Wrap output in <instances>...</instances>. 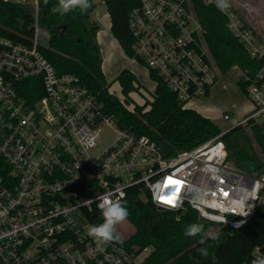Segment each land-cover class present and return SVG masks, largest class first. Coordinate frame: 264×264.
I'll use <instances>...</instances> for the list:
<instances>
[{
	"label": "built area",
	"instance_id": "1",
	"mask_svg": "<svg viewBox=\"0 0 264 264\" xmlns=\"http://www.w3.org/2000/svg\"><path fill=\"white\" fill-rule=\"evenodd\" d=\"M4 1L32 5L34 21L25 41L0 34V264H147L152 245L98 247L88 235L89 225L100 224L106 197L123 200L138 192L158 208L177 215L190 207L227 228L239 229L256 214L264 200V174L236 167L221 139L235 125L264 119V43L241 11L228 3L221 12L260 62L256 71L232 67L252 111L199 146L168 154L147 135L120 127L80 76L56 70L44 53L52 34L39 21V0ZM202 2L217 6L216 0ZM129 28V60L146 66L156 86L152 73L161 78L184 108L188 100L210 95L225 74L206 43L193 0H138ZM31 78L40 81L42 95L29 102L20 90ZM223 117L232 116L225 111ZM104 126L116 136L97 150ZM169 198L173 204L165 202ZM255 254L264 257L260 248Z\"/></svg>",
	"mask_w": 264,
	"mask_h": 264
},
{
	"label": "trees",
	"instance_id": "2",
	"mask_svg": "<svg viewBox=\"0 0 264 264\" xmlns=\"http://www.w3.org/2000/svg\"><path fill=\"white\" fill-rule=\"evenodd\" d=\"M89 2L87 10L76 8L60 15L51 11L58 0H47V3L39 0V21L52 34L50 46L44 49V53L56 70L80 76L104 102L105 111L115 115L120 127L147 135L168 154L190 150L218 135L221 132L220 126L197 110L184 108L178 96L153 73L152 77L158 80V84L152 100L134 105L133 109L127 106L126 100L130 98L131 92H138L141 87L135 73L124 68L117 76L125 100L109 91L105 86L101 49L96 40V23L89 18L92 0ZM193 2L195 12L205 29L206 43L221 71L228 73L234 65L256 71L260 62L249 56L244 45L228 29L227 18L221 10L202 0ZM228 3L240 12L230 0ZM137 5L138 0L107 2L112 22L111 32L127 55L133 54L134 38L129 28V17L131 10ZM33 21L32 5L0 0V34L25 41L24 35L31 33ZM238 84L244 90L241 80H238ZM21 87L20 93L29 102L42 95V85L37 78L24 81ZM247 125L249 129L244 125L233 126L221 139L225 143L229 161L243 171L261 175L264 174V121H250ZM122 202L129 212L127 218L135 226V233L129 238L122 236L121 244L128 248L154 246L155 250L147 264H252L258 258L256 248L264 253L262 229L252 238L251 246L239 253L238 259L230 256L235 233L256 223L260 217L264 219V204L258 207L256 214L243 227L231 234L225 225L200 221L197 211L190 207L178 217L174 211L162 210L150 199H142L138 192L130 193ZM99 222H104L103 216ZM192 224L202 225L204 233L210 235L201 233L186 236L185 231ZM218 225L220 228L211 231L212 227ZM215 234H219V238L213 240L211 236ZM202 237L204 243L200 242ZM200 248L208 249L207 258L199 253Z\"/></svg>",
	"mask_w": 264,
	"mask_h": 264
},
{
	"label": "rangeland",
	"instance_id": "3",
	"mask_svg": "<svg viewBox=\"0 0 264 264\" xmlns=\"http://www.w3.org/2000/svg\"><path fill=\"white\" fill-rule=\"evenodd\" d=\"M33 1V0H29ZM233 5H236L239 10L247 17L258 36L261 37L264 43V0H230ZM96 12L98 14H96ZM89 18L95 22L100 31V38L102 41V57L103 69L106 78V85L110 92L121 100H125V94L122 91L120 81L117 76L124 68H128L138 78L141 84V91L131 92L126 102L131 109L134 105L144 104L146 101L152 100L150 91H154L156 83L150 77L148 69L143 64L133 60L130 61L123 53L121 46L113 39L112 35L105 30L106 22L110 20L109 10L104 3L91 4L89 11ZM102 19V20H101ZM238 74L231 70L220 76L217 84L214 86L212 93L208 96H201L192 98L187 101L189 108L195 110L207 111V116L214 121L220 128L226 129L233 125L236 120L242 119L248 115L252 109L253 104L246 92L239 86L237 80ZM228 111L231 113V119H225L223 113ZM199 112V111H198ZM264 121V119H261ZM247 126L249 129L248 125ZM115 132L109 126H104L101 131V139L97 150H100L108 144L114 137ZM264 198V195L263 197ZM264 204V200L259 203V206ZM220 226L212 227L211 231H215ZM264 229V219L258 218L256 223L248 227L239 229L233 237V247L231 250V258L238 259L239 253L242 250L251 246L252 238L256 236L260 230ZM117 231L124 238H129L135 233L134 224L127 218L124 222L117 225Z\"/></svg>",
	"mask_w": 264,
	"mask_h": 264
},
{
	"label": "clouds",
	"instance_id": "4",
	"mask_svg": "<svg viewBox=\"0 0 264 264\" xmlns=\"http://www.w3.org/2000/svg\"><path fill=\"white\" fill-rule=\"evenodd\" d=\"M45 2L47 3V0H45ZM216 5L218 9L223 11L228 7V0H216ZM89 7V0H58V4L54 6L51 11L53 13L65 15L76 8L87 10ZM100 207L104 222L98 225H89L88 235L96 242L98 247H102L112 242L122 243L123 237L117 231V225L124 222L129 215L125 204L121 199L111 200L106 197ZM238 226L240 225H233V227ZM201 233L205 236L210 235L209 233H204L203 227L200 224H192L185 231L186 236H196ZM211 238L216 240L219 238V234L212 235ZM200 242L204 243L203 237ZM198 251L205 258L209 256L207 248H200ZM214 260L215 257L213 256V261ZM252 264H264V257L254 259Z\"/></svg>",
	"mask_w": 264,
	"mask_h": 264
},
{
	"label": "crops",
	"instance_id": "5",
	"mask_svg": "<svg viewBox=\"0 0 264 264\" xmlns=\"http://www.w3.org/2000/svg\"><path fill=\"white\" fill-rule=\"evenodd\" d=\"M101 20H102V19H101ZM106 23H107V24H106V28H105V30L108 31V32L110 33V35H112V39H113L118 45L121 46V44L119 43V41L113 36V34H112V32H111V24H112V22H111V18H110L109 22L107 21ZM100 34H101L100 31L97 30L96 40H97V43H98L99 46H100V49L102 50V41H103V40H101V38H100ZM121 49L123 50V53L125 54V56L128 57V55L125 53V51H124V49H123L122 46H121ZM101 55H102V53H101ZM128 58H129V57H128ZM102 69H103V57H102ZM103 72H104V69H103ZM197 111H199V112L202 113L203 115L207 116V114H206L207 111H205V110H203V109H201V110H197ZM207 117H208V116H207Z\"/></svg>",
	"mask_w": 264,
	"mask_h": 264
},
{
	"label": "water",
	"instance_id": "6",
	"mask_svg": "<svg viewBox=\"0 0 264 264\" xmlns=\"http://www.w3.org/2000/svg\"><path fill=\"white\" fill-rule=\"evenodd\" d=\"M99 28V26H95V29H98ZM160 209H162V210H165L166 208L165 207H163V206H160L159 207ZM186 213V209L185 208H181V209H179L178 210V212H177V216L179 217V216H181V215H183V214H185ZM199 220L200 221H203V222H209V219H207L206 217H203V216H200L199 217ZM237 231V228L236 227H233V226H229L228 227V232L229 233H231V234H233L234 232H236Z\"/></svg>",
	"mask_w": 264,
	"mask_h": 264
},
{
	"label": "snow or ice",
	"instance_id": "7",
	"mask_svg": "<svg viewBox=\"0 0 264 264\" xmlns=\"http://www.w3.org/2000/svg\"><path fill=\"white\" fill-rule=\"evenodd\" d=\"M171 183H172L173 185H180L182 182H181V181H177V180H172ZM176 190L178 191L179 188H177ZM165 202H167V203H169V204H173V203H174V201H173L171 198H169V199L166 200Z\"/></svg>",
	"mask_w": 264,
	"mask_h": 264
}]
</instances>
